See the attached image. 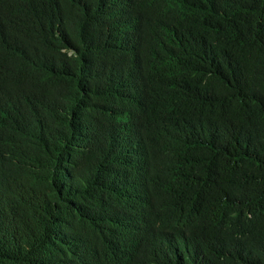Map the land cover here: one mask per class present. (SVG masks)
<instances>
[{"label":"trees","instance_id":"trees-1","mask_svg":"<svg viewBox=\"0 0 264 264\" xmlns=\"http://www.w3.org/2000/svg\"><path fill=\"white\" fill-rule=\"evenodd\" d=\"M0 264H264V0H0Z\"/></svg>","mask_w":264,"mask_h":264}]
</instances>
